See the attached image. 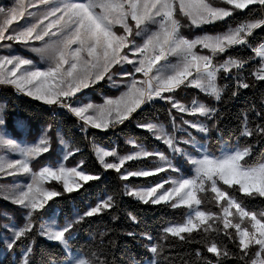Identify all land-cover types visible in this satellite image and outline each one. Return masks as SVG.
I'll list each match as a JSON object with an SVG mask.
<instances>
[{
	"label": "snow or ice",
	"instance_id": "1",
	"mask_svg": "<svg viewBox=\"0 0 264 264\" xmlns=\"http://www.w3.org/2000/svg\"><path fill=\"white\" fill-rule=\"evenodd\" d=\"M218 3L231 7L216 6L212 0H13L11 6H0V42L21 44L43 62L40 66L33 59L12 54L11 43H0V50L9 52L0 54V85L12 86L18 93L47 106L67 110L77 118L85 138L89 128L104 131L115 128L133 119V114L146 104L162 101L170 105L171 132L155 122L136 126L166 145L171 158L159 150L149 151L133 140L127 142L135 150L126 155H119L115 148L107 150L92 144L101 168L115 170L121 180L168 171L178 173L154 186L124 185V195L143 204L187 210L182 222L163 226L158 238L148 233L129 232V237L145 241L143 247L150 254L143 260H134L133 264H167L165 248L177 242H203L206 251L216 259H208L196 249L195 258L201 264H223L231 257L241 264H264V211L249 210L244 203L245 198L264 199V159L249 163L253 144L248 143L252 138L264 139V122H254L247 112L243 113L236 143L225 142L217 154L209 151L207 143H197L193 130L203 134L205 140L213 129L219 131L221 109L198 98L185 104L175 96L178 89L192 87L219 103L229 89V84L222 87L217 84L218 75L223 73L225 78L235 82L231 90V97L235 98L240 89L253 86L241 72L257 58L258 67L252 70L251 76L255 81H264V42L252 46L249 39L254 30L264 28V0H218ZM250 6H258L259 18L215 35L205 32L188 39L182 34L184 28H201L224 21L237 10L247 9L251 13L254 9ZM177 8L187 23L177 17ZM137 38H141V42L138 43ZM198 46L200 51L196 50ZM236 46L250 47L254 55L247 59L227 55L222 62H214ZM205 49L210 54H204ZM117 66L121 69L119 73L113 72ZM232 69L236 70L235 75ZM117 75L122 78L119 82L114 79ZM105 79L112 87L123 88V91L115 97H104L101 104L79 101L78 94ZM173 110L181 114L180 123L176 122ZM184 115L197 119H185ZM255 116L264 121V108L256 111ZM50 129L48 125L33 143L18 142L9 136L0 113V149L6 152L0 155V178H28L26 183L13 180L10 185H0V199L21 209L23 215V223L18 225L6 209L0 211V217L6 221L3 224L5 235L0 237L3 244L0 259L6 258L4 254L12 252L19 242L28 239L19 264H32L34 243L31 237L35 232L48 242L60 245L67 256L66 260L50 257L47 264H109L102 258L103 250L81 255L71 241L77 225L116 207L114 195L100 198L83 212H74L71 218L64 217L63 223L60 222L61 212L51 209L47 218L37 224V217L49 208V202L79 192L89 182L101 179L99 173L85 169L84 161L74 167L65 166L64 162L80 149L69 150L70 143L59 134V144L63 146L61 159L56 166L49 164L34 170L32 162L52 150ZM177 132L184 135L178 138ZM12 154L18 158H11ZM178 156L191 166L190 174H184L173 162ZM107 157H113L114 162ZM149 157L156 162L154 169L121 171L126 161ZM51 181L60 183L61 188L46 186ZM201 205L212 207L202 208ZM129 218L137 222L135 216L129 214ZM212 233L217 237L222 234L238 251L232 252L215 239L208 243ZM106 234L101 231L99 236L103 238Z\"/></svg>",
	"mask_w": 264,
	"mask_h": 264
},
{
	"label": "trees",
	"instance_id": "2",
	"mask_svg": "<svg viewBox=\"0 0 264 264\" xmlns=\"http://www.w3.org/2000/svg\"><path fill=\"white\" fill-rule=\"evenodd\" d=\"M216 6L231 7L230 5H222L218 0H212ZM254 9L253 12L245 9L243 11L237 10L231 17H228L224 22H219L213 26H206L202 30H193V28L182 29V34L188 38L193 39L197 35L206 33H220L234 28L239 22L247 21L253 18H259L261 15L258 6H250ZM177 9V17L182 23H187V19L180 17ZM252 46H256L264 42V28L254 30V35L249 38ZM205 52V51H203ZM205 54H210L205 52ZM251 54L250 47H242L238 50L230 49L228 53L223 56H218L217 61H222L231 55L234 58L245 59ZM113 72L118 73L119 67L113 69ZM247 82L253 86L246 89L245 97H231L232 88L225 91L223 99L219 102V107L223 113L219 120L216 129H213L207 139L203 135H198L201 141L208 145L211 152L219 154L221 145L227 142L232 145L236 143V137L239 135L241 126L242 114L247 112L249 119L254 122L260 121L255 116L256 111L264 108V81H255L247 79ZM226 83L224 74H219V85L222 87ZM108 81L105 79L100 84L87 89L86 94L92 96L93 101L100 100L99 95L117 96L118 92H112L107 86ZM183 88L176 91V98L190 102L195 95L199 100L213 106L214 100L208 98L207 95L200 92L196 93L194 89H190L186 98L182 97ZM0 96L6 102L4 111V120L6 126L14 136H21L14 127L16 119H22L26 122L29 128L28 141H35L42 129L51 125V151L41 156L33 163V169L39 170L44 165H55L58 158V133H62L64 138L70 142L71 148H79L72 159L68 162L69 166H74L80 161H84V167L91 173H99L101 179L89 182L79 192L66 194L56 198L54 201L49 202V208H46L39 217H37V224L43 222L47 218L51 209H56L61 212L60 222L63 223L64 217L71 218L76 211L83 212L90 204H95L100 198L112 194L115 197L116 207L111 210H106L104 214L97 215L96 217L88 218L85 222L77 225L74 229L75 238L71 241L72 247L81 255H89L101 249L105 252V258L109 264H133L134 260H143L148 258L150 254L145 250L143 244L145 241L139 238L129 237V232L134 233H148L154 238H158L160 230L163 226L182 222L186 209L176 208L172 209L166 205H151L138 202L136 199L124 195V181L119 177V173L115 170H104L100 167L94 154L88 149L85 137L80 133L77 128L79 127L76 118L68 117L66 110L55 112L49 110L46 106L41 105L38 101L31 99L26 95L17 94V92L8 86H0ZM169 104L166 102H154L146 104L137 113H134V118L129 119L123 126L119 128L120 136L112 134L96 135L95 143L102 146H113L115 143L118 145L120 152H126L128 149L126 142L129 140L135 141L137 144L144 145L149 150L159 149L166 155H169L168 149L165 146H160L152 139L151 135L144 130L137 128L138 123L155 122L164 124L169 132L172 131V123L168 115ZM173 114L177 116V123H180L178 114L173 110ZM189 119V118H188ZM243 142V140L241 141ZM248 143L253 144L252 155L249 158V163H254L264 159V139H249ZM174 163L178 164L184 174H190L189 164L181 157H176ZM152 167L149 160L132 161L125 165V168L130 171L140 170L141 168ZM163 176H155L143 179H130L128 184L134 188L140 186H147L157 182ZM48 187H55L58 190L61 188L60 184L52 182ZM227 187V186H225ZM239 196V193H236ZM244 203L249 210L264 211V199H244ZM202 207H212L211 205H202ZM7 210L10 217H14V222L18 225L23 223L22 210L10 203L0 199V211ZM214 211H219L213 208ZM129 214L136 217L137 222H132ZM116 217V219H113ZM6 221L0 217V237L4 232L3 224ZM106 231V235L101 238L99 233ZM195 235V234H194ZM95 237V238H94ZM34 243V256L32 257V264H47L50 257L58 260H66L67 256L62 253L61 246L57 243H50L44 238L37 235L35 232L32 234ZM200 239L199 236L196 237ZM215 239L216 242L226 244L228 249L232 252H237L238 249L230 243L227 238L222 234L217 237L212 233L208 238V243ZM29 240L24 239L18 243L12 252H6V258L0 259V264H19L21 253L28 245ZM167 245V242H165ZM3 244L0 243V249ZM200 249L205 257L215 261L216 257L212 253L206 251L205 244L191 243L184 244L177 242L167 245L165 248L164 256L167 257V264H201L196 261L195 250ZM223 264H241L235 257L226 259Z\"/></svg>",
	"mask_w": 264,
	"mask_h": 264
},
{
	"label": "rangeland",
	"instance_id": "3",
	"mask_svg": "<svg viewBox=\"0 0 264 264\" xmlns=\"http://www.w3.org/2000/svg\"><path fill=\"white\" fill-rule=\"evenodd\" d=\"M12 2H13V0H0V6H4V7H7V6H11V4H12ZM178 9V8H177ZM179 10V9H178ZM179 12V11H178ZM180 17H183V16H181L180 15ZM185 18V17H184ZM227 19V18H226ZM225 19V20H226ZM224 20V21H225ZM224 21H218V22H216V23H214V24H217V23H219V22H224ZM20 23L22 24V23H24V21H20ZM214 24H210V25H204V26H202L201 28H193V30H202L204 27H206V26H213ZM15 26V25H14ZM232 28V27H231ZM226 31H228V30H225L224 32H226ZM220 33H223V32H220ZM208 34H210V33H208ZM215 34H219V33H212V34H210V35H215ZM6 35H7V33H6ZM203 35V34H202ZM137 42L139 43V42H141V38H137ZM0 43H11L12 44V54H18V55H20V56H23V57H26V58H30V59H33V61L35 62V63H37V64H39L40 66H43V62L40 60V58H39V56H37L36 54H34V53H32V52H30L28 49H26L23 45H21V44H16V43H14V42H11V41H4V42H0ZM37 43V45H38V43L39 42H36ZM197 51H200V48H199V46L197 47V49H196ZM125 51H127V50H125ZM205 52H209L207 49H205L204 50ZM205 52H203L204 54H205ZM0 54H9V52L7 51V50H0ZM131 58V57H130ZM173 62H175V60H174V58H173ZM118 67V66H117ZM125 68H127V69H130L131 68V66L130 65H125ZM121 71V69L119 68V72ZM118 72V73H119ZM137 77L138 78H142L141 77V74H137ZM114 79H116L117 80V82H119L122 78L119 76V75H117V76H115L114 77ZM107 80V79H106ZM102 82V81H101ZM100 82V83H101ZM99 83V84H100ZM0 86H8V85H0ZM107 86L109 87V89L112 91V92H118V95H119V93H120V91H123V88H114V87H112L111 85H110V83L108 82V84H107ZM8 87H12V86H8ZM14 90H15V88L14 87H12ZM89 89V88H88ZM16 91V90H15ZM86 91H87V89H85L82 93H80V94H78V98H79V101H82V102H92V103H95V104H101V103H103V98L104 97H111V96H107V95H99V97H100V100L99 101H93V99H92V96L90 95V94H86ZM17 92V91H16ZM198 92H199V90H198ZM201 93V92H200ZM17 94H21V95H24V94H22V93H18L17 92ZM203 94V93H202ZM117 95V96H118ZM176 96V95H175ZM113 97H115V96H113ZM31 98V97H30ZM209 98V97H208ZM32 99V98H31ZM177 99V98H176ZM34 100V99H33ZM179 101H183V100H179ZM38 102H40V103H42L41 101H38ZM157 102H162V101H157ZM202 102V101H201ZM5 104H6V102L1 98V96H0V113H2L3 114V116H4V111H5ZM43 104V103H42ZM143 107V106H142ZM175 111V110H174ZM178 117H179V119H180V115L178 114ZM184 118L185 119H188L189 118V120H195V119H197V117H195V116H189V115H187V116H184ZM159 124H161V123H159ZM164 125V124H163ZM5 126H6V123H5ZM165 126V125H164ZM14 127L16 128V130H17V132H19L20 134H21V136H14L13 135V133H11V131H9L8 130V128H7V126H6V128H7V132L9 133V136L11 137V138H14V139H16L18 142H26V143H33V142H35V141H37V139L35 140V141H28V135H29V128H28V126H27V124H26V122L24 121V120H22V119H16L15 120V122H14ZM166 127V126H165ZM45 128H47V127H44L43 129H45ZM42 129V130H43ZM111 128H109L108 130H110ZM166 129H167V127H166ZM108 130H106V132L108 131ZM142 130V129H141ZM102 131H104V130H102ZM144 131H146V130H144ZM42 132V131H41ZM49 133H50V131H49ZM48 133V135L50 136V134ZM41 134V133H40ZM59 135H61L63 138H64V136H63V134L62 133H58ZM150 134V133H149ZM151 135V134H150ZM176 135H177V137L179 138L180 136H183L184 134L183 133H180V132H177L176 133ZM193 135L196 137V140H197V143H202V142H204V141H201L200 140V138L198 137V135H203V134H199V133H196L194 130H193ZM40 136V135H39ZM151 137H152V139H154L153 138V136L151 135ZM65 139V138H64ZM66 140V139H65ZM157 143H158V145H162V146H165L166 148H167V146L166 145H164L162 142H160V141H158V140H156V139H154ZM67 141V140H66ZM69 142V141H68ZM70 143V142H69ZM136 143V142H135ZM204 143H206V142H204ZM96 145H99V144H97V143H95ZM137 144V143H136ZM71 145V144H70ZM140 145V144H139ZM99 146H102V145H99ZM126 146H127V150H126V152H120V150L118 149V145L115 143L113 146H102V147H104L105 149H107V150H112L113 148H115L116 149V151L118 152V154L119 155H126V154H128V153H130V152H132V151H134L135 149H134V147H133V145L132 144H130V143H128V142H126ZM144 146V145H143ZM145 147V146H144ZM147 150H149L147 147H145ZM62 149H63V146L62 145H60L59 144V140H58V158L56 159V164H57V162L61 159V157H62V154H63V152H62ZM72 148L70 147V149L69 150H71ZM168 149V148H167ZM155 150H159V149H155ZM154 150V151H155ZM189 150H191V149H189ZM149 151H153V150H149ZM160 152H162L161 150H159ZM91 152L94 154V156H95V153H94V150H93V147H92V150H91ZM168 152H169V150H168ZM0 155H6V152H5V150H3V149H0ZM43 155H45V154H42V156ZM170 158H171V156H172V154L169 152V155H168ZM72 157L73 156H71V157H69V159L67 160V161H65L64 163H65V166L66 167H74V166H76L77 164H79V163H77L76 165H74V166H69L68 165V162L70 161V159H72ZM179 157V156H178ZM11 158H18V156H16L15 154H12L11 155ZM40 158V157H39ZM38 158V159H39ZM95 158H96V156H95ZM37 159V160H38ZM107 160H109L110 162H114V158L113 157H107L106 158ZM37 160H34L33 162H32V164H31V166L33 167V163L35 162V161H37ZM141 160H149L150 161V163L152 164V167H145V168H141V169H154L155 167H156V162H155V160H154V158H152V157H149V158H141V159H139V160H133V161H141ZM129 162H132V161H126L125 162V164H124V166L122 167V169H121V171L123 172L124 171V169H125V165L127 164V163H129ZM174 162V161H173ZM56 164L55 165H53V166H56ZM190 166V165H189ZM191 167V166H190ZM129 170V169H128ZM38 171V170H37ZM120 175V174H119ZM175 175H178V173H175V172H171V171H168V172H161V173H159V174H157V175H153V176H149V177H130L127 181H124V185L125 184H128V181L130 180V179H143V178H150V177H155V176H163L161 179H159L157 182H159V181H161V180H164V179H167L169 176H175ZM13 180H18V181H23V182H28V178L27 177H24V176H17V177H7V178H0V185H10L12 182H13ZM52 182H55V183H57L56 181H51L50 183H52ZM157 182H155V183H157ZM50 183H48L46 186H48ZM155 183H152V184H150V185H147V186H140V187H136V188H142V187H149V186H154V184ZM57 184H60V183H57ZM61 185V184H60ZM129 185V184H128ZM130 186V185H129ZM132 187V186H131ZM165 187H168V185H165ZM201 207H202V205H201ZM179 208H183V209H185L184 207H179ZM203 208V207H202ZM219 210V209H218ZM187 211V210H186ZM3 235H5V232H3L2 233V236ZM1 236V237H2ZM46 240V239H45Z\"/></svg>",
	"mask_w": 264,
	"mask_h": 264
},
{
	"label": "built area",
	"instance_id": "4",
	"mask_svg": "<svg viewBox=\"0 0 264 264\" xmlns=\"http://www.w3.org/2000/svg\"><path fill=\"white\" fill-rule=\"evenodd\" d=\"M243 22H245V21H243ZM241 22H239L238 24H240ZM237 24V25H238ZM240 48H242V47H240V46H236V47H233L232 49H234V50H238V49H240ZM204 51V50H203ZM254 55V53L251 51V54L249 55V56H253ZM248 56V57H249ZM227 58V57H226ZM225 58V59H226ZM245 59H247V58H245ZM258 59L259 58H257L256 59V61L255 62H251V63H249V64H246L245 65V69L244 70H242V72H241V75H243L245 78H246V80L247 79H253V80H255V78L253 77V76H251V72H252V70H254V68L255 67H258ZM214 62H216V63H219V62H222V61H217V60H215ZM236 74V70L235 69H232V75H235ZM224 78H225V76H224ZM225 81H226V83L225 84H229V89L230 88H233L234 87V81H232L231 79H228V78H225ZM217 84L219 85V75H218V79H217ZM220 86V85H219ZM183 88V92H182V97L183 98H186L187 96H188V92H189V90L190 89H194V91L196 92V93H198V90L197 89H195V88H192V87H182ZM245 91H246V89H240L239 90V94L235 97V98H237V97H239V96H241V97H245V95H244V93H245ZM176 94V93H175ZM167 95V94H166ZM207 97H209V96H207ZM194 98H198V96L197 95H195L194 96ZM193 98V99H194ZM209 98H211V99H213L214 100V98H212V97H209ZM192 99V100H193ZM199 99V98H198ZM191 100V101H192ZM191 101L190 102H186V101H180V102H182V103H185V104H190L191 103ZM40 103V102H39ZM41 105H44V106H46L49 110H53V111H55V112H60V111H62V110H65V109H60V108H57L56 106H47V105H45V104H42V103H40ZM214 107H218V108H220L219 107V103L218 102H216L215 100H214V105H213ZM67 111V110H66ZM67 113H68V117H74L73 115H71L68 111H67ZM179 115H181V114H179ZM184 116H187V115H184ZM74 118H76V117H74ZM76 120H77V118H76ZM129 120H127V121H125V123L126 122H128ZM124 123V124H125ZM124 124H122V125H118L117 127H115V128H111L110 130H108L107 132L106 131H102V130H99V129H92V128H89V130H88V133H87V138H85L86 140H85V142H86V145H87V147H88V149L91 151L92 150V144H93V142L95 143V137H96V135L98 134V135H107V134H114L115 136H120V132H119V128L121 127V126H123ZM77 130L80 132V133H82L80 130H79V127L77 128ZM83 134V133H82ZM84 135V134H83ZM84 137H85V135H84ZM101 167V166H100Z\"/></svg>",
	"mask_w": 264,
	"mask_h": 264
},
{
	"label": "crops",
	"instance_id": "5",
	"mask_svg": "<svg viewBox=\"0 0 264 264\" xmlns=\"http://www.w3.org/2000/svg\"><path fill=\"white\" fill-rule=\"evenodd\" d=\"M6 105V104H5Z\"/></svg>",
	"mask_w": 264,
	"mask_h": 264
}]
</instances>
